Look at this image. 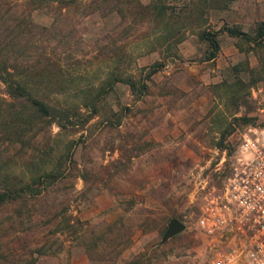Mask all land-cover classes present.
<instances>
[{"label": "rangeland", "instance_id": "374dc122", "mask_svg": "<svg viewBox=\"0 0 264 264\" xmlns=\"http://www.w3.org/2000/svg\"><path fill=\"white\" fill-rule=\"evenodd\" d=\"M162 1L180 16L171 19L173 35L167 36L164 20H144L139 14L123 19L86 7L63 23L68 39L50 45L56 78L42 85L39 94L80 111L74 127L53 123L54 136L41 147L58 144L67 157L72 154L76 170L86 174V181L72 178L75 188L65 200L70 199L69 213L87 220V239L94 234L100 240L129 239L121 243L118 256L98 259L89 257L83 244L66 239L63 250L42 254L35 264H125L145 250L153 264L203 260L200 239L190 225L193 181L199 171L220 181L243 128L264 124V39L248 42L221 28L238 24L252 30L264 19V0H230L227 7L205 8V14L196 16H191L195 0ZM53 14L54 8L31 10L41 23H49ZM202 28L217 32L220 47L212 58L199 36ZM152 67L155 71L145 77ZM121 72L147 78L146 93L137 98L127 84L114 80ZM237 77L244 85L233 101L220 85ZM3 86L0 82L2 91ZM101 86L105 91L97 95ZM94 102L98 111L84 121ZM170 214L187 225L162 240ZM113 222L114 236L108 227Z\"/></svg>", "mask_w": 264, "mask_h": 264}, {"label": "trees", "instance_id": "16d2710c", "mask_svg": "<svg viewBox=\"0 0 264 264\" xmlns=\"http://www.w3.org/2000/svg\"><path fill=\"white\" fill-rule=\"evenodd\" d=\"M229 1L195 0L191 16L205 14V8L227 7ZM86 7L105 14L115 12L123 19L139 14L144 20H164L167 36L173 35L171 19L180 17L173 15L172 7L162 0L147 3L141 0H0V82L4 85V90H0V264H35L40 255L63 250L66 239L83 244L91 258L115 257L125 245L121 243L129 239L128 236L126 240L115 237L100 240L95 234L91 240L87 239V220L69 213L70 199L65 200L75 188L72 178L80 176L86 181V174L76 170L72 154L67 157L65 149L59 150L58 144L41 147L48 145L54 136L53 123L60 128L68 124L74 127L73 119L76 111H80L72 105L51 102L50 98L41 97L39 91L42 85L56 78L55 50H50V45L68 39L63 23L67 25L75 12L86 11ZM44 8H54L49 23L31 17L32 9ZM221 29L248 42L261 44L264 39V19L257 20L252 30H244L238 24H223ZM199 36L210 48L207 58L214 57L220 47L217 32L202 28ZM154 71L152 67L145 77L150 78ZM145 77L121 72L115 74L114 80L127 84L135 97L140 98L149 86ZM242 85L243 79L237 77L220 87L236 101ZM102 91H105L103 86L98 88L97 95ZM97 111L94 102L92 112L86 114L84 121ZM241 117L244 121L250 119ZM67 161L72 163L66 164ZM173 216L167 215L166 220ZM108 225L114 236L117 222ZM153 263L147 250L134 253L125 261V264Z\"/></svg>", "mask_w": 264, "mask_h": 264}, {"label": "built area", "instance_id": "2783aa9c", "mask_svg": "<svg viewBox=\"0 0 264 264\" xmlns=\"http://www.w3.org/2000/svg\"><path fill=\"white\" fill-rule=\"evenodd\" d=\"M190 194L201 264H264V124L246 125L220 181L199 171Z\"/></svg>", "mask_w": 264, "mask_h": 264}, {"label": "water", "instance_id": "95a60500", "mask_svg": "<svg viewBox=\"0 0 264 264\" xmlns=\"http://www.w3.org/2000/svg\"><path fill=\"white\" fill-rule=\"evenodd\" d=\"M185 228V224L180 219L173 217L171 218L168 223L167 227L163 233L162 240L167 239L169 236H172Z\"/></svg>", "mask_w": 264, "mask_h": 264}]
</instances>
